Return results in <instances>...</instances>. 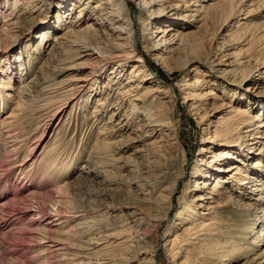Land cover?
I'll use <instances>...</instances> for the list:
<instances>
[{"label":"bare ground","instance_id":"obj_1","mask_svg":"<svg viewBox=\"0 0 264 264\" xmlns=\"http://www.w3.org/2000/svg\"><path fill=\"white\" fill-rule=\"evenodd\" d=\"M15 1L12 12L4 20L6 28L0 31V40L17 37L26 29L38 27L36 23L39 20L35 18L45 8L50 11L55 8L58 13L56 19L48 22V27L40 29L18 53V60L23 63L22 70L17 69V64L13 66L11 60L7 68H2L1 77L7 80L0 85V108L7 104L5 95L11 96V92H5L13 88V79L15 81L17 74L21 78L23 73L30 72L45 48L46 55L38 69L21 82L22 91H19L17 104V109L21 107V115L24 110L29 111L40 102L49 109V103L62 97L61 103L57 101L59 104L54 110L51 109L53 116L57 109L63 113L66 104L73 99L83 97V106H86L95 95L99 97L93 109L95 120L101 122L110 112L76 180L61 184L62 176L74 168L75 161H61L60 148H45L47 150L42 152L39 164L36 163L38 166L34 167L35 161L32 162L33 172L43 171L42 177L47 175L57 181V191L61 193H67V186L71 187L74 182L79 190L84 189L97 177L105 176L110 171L107 168L109 165L136 172L135 178L129 179L126 184L140 188L144 196L124 198L119 203L125 208L121 214L123 227L119 226L121 230L114 229V226L106 228L103 238H109L111 245L118 238L112 242L110 240L117 235L121 237L124 232V236H129L128 240L132 243L136 241V245L130 246L132 253L129 258L133 261L140 257L137 264H157L154 258L159 256L160 251L171 257L172 264H231V261L244 257L245 260L239 264H264V205L259 207L260 204H257L258 201L264 202V175L256 173L258 167L264 166V135L260 134L264 129V113L253 111L259 105L261 109L264 108V101L259 100L264 98V88L254 95V101L248 94L264 83V58L237 56L227 45V37H224L223 45L216 43V46L210 45L208 53L203 51L209 41L215 43L223 37V25L216 29L213 38L209 37V29L216 25V21L224 17L233 26L237 23L247 24L252 12L243 18H238V13L243 12L244 5L258 3V7H261L264 0ZM19 3L24 5L15 13ZM181 20L184 26L179 28L181 23L178 24V21ZM146 54L171 74L178 69L183 74L181 79L175 83L159 81ZM182 55L185 64L181 62L182 66H176L175 62L183 60ZM111 64L114 65L113 69L107 81L101 84L104 72ZM201 65L208 73L222 79L226 84L222 86L223 94L232 97L231 102L217 93L215 82H209L205 72L196 70L195 75L191 76L188 67ZM243 86H246V92L241 93L238 88ZM175 88L182 92L186 111L197 120L202 130L201 151L206 155L195 168L194 176L197 177L190 185L194 191L192 198L187 201V196H180L183 205L176 214V220L168 224L164 241L155 242L149 248L145 233L140 232L148 218L143 206L154 212L159 208L160 200H171L177 193V186L165 185L163 179L158 181L162 183L160 192H155L158 184L146 178L151 171L159 170L161 173L163 167L173 164L175 155L167 147H178L179 150L182 145L179 133L182 119L175 115ZM167 97L171 99L164 100ZM166 101L171 106L166 105ZM6 120L7 117L1 121L6 125ZM33 148V145L29 147ZM130 148H133L130 155L118 157ZM31 153V150H27V155L23 157L25 161ZM151 156L156 158L151 159ZM140 158L147 162H141ZM138 169L142 174L137 173ZM184 177L185 173L180 179ZM110 182L113 183L112 180ZM232 191L242 194L235 197ZM38 194L30 193L28 198L36 199ZM244 195L254 202H241L239 197ZM6 202L0 203L1 210L6 209L9 203ZM63 202L61 199L60 203ZM229 206L237 210L236 227L222 214ZM18 212L20 219L25 216L24 211ZM72 212H79L75 216L79 219L92 217L87 209L78 208ZM15 215L5 216L0 230L14 224ZM101 220L94 221L100 224ZM83 222L74 225L80 235L86 233L81 230L87 227L81 226ZM177 225L182 226V231L170 236ZM110 229H113V233H106ZM250 234H253L251 247L244 244ZM88 244H92L91 241ZM119 244L121 242L116 246ZM151 253L152 258L147 259V254ZM96 256L88 255L87 264H109L110 261H106L108 258Z\"/></svg>","mask_w":264,"mask_h":264},{"label":"rangeland","instance_id":"obj_2","mask_svg":"<svg viewBox=\"0 0 264 264\" xmlns=\"http://www.w3.org/2000/svg\"><path fill=\"white\" fill-rule=\"evenodd\" d=\"M14 2L16 1L0 0V31L6 28L3 23H5L4 20L8 18L6 16L12 12L11 9L14 8ZM23 5V3H19L15 13L19 12ZM258 6V3L251 6L244 5L243 12L241 14L238 13V18H243L244 16H247L248 12H252L247 24L239 25L237 23L233 26L232 22L226 20L224 17H221L216 21V25L211 26V29H209V37L213 38L216 29H219L221 25L224 26L223 37L218 39V42L213 43L211 40L209 41V45L206 43L207 45L204 47L203 51L208 53L210 45L215 44L214 46H216V43L223 45L224 39L227 37L229 38L227 45L232 48L231 51L236 55H252L254 58L263 59L264 38H261V36L264 34V4L261 7ZM49 11V9L45 8L41 13L42 15L40 14L35 18L39 20L36 23L39 25L38 27L31 28L30 30L26 29L21 34H18L17 37L7 38L5 40L2 38V40H0V85L7 80V78L2 79L1 77L2 68H7L8 62L11 60L13 66H16L17 64V69L22 70L23 63L18 60V53L29 44L28 42L30 39L34 37L40 29L48 27V22L56 19L58 13L57 9L53 8L52 11ZM75 12H77L76 9ZM46 15L48 17L44 18ZM45 20L47 22H44ZM178 22V24L181 23L178 27L182 28L181 26H184L182 25L184 21L181 20ZM45 50V48L41 50V54H39L35 64L31 66L33 68L30 72L23 73L21 78L19 77V74H17L15 81L13 79V88L6 90L5 92H11V96L5 95L7 104L4 108H0V203L6 201L9 202L7 207H5V210L3 208L2 210L0 209V223L5 216H14L16 214V222L9 227L0 230V264H87L86 258L88 255H97V258L106 257L108 258L106 261H110L109 264H137L140 257L135 258L133 261L129 258L130 253H132L130 246L136 245V241L135 243H132L128 240L129 236H124V232H122L121 237L117 235V237L110 240L112 242L118 238L116 243L121 242L119 246H116V243L109 245V238H106V236L103 238L106 228H113L114 226V229L121 230L119 226L123 227V223L121 222L123 217L121 214L125 208L121 207L119 203L123 201L124 198L129 197L133 199L134 197L141 198L144 196V193H142L143 191L140 190V188L138 189V187L134 185L129 186L126 184V181L135 178L134 174L136 172L128 171L130 168L115 169L113 168V165H109L107 168H110V171L106 172L105 176L97 177L94 182L88 183L86 185L87 187L82 190H79L77 185H75L76 182H74L71 187L67 186V193L58 192L56 187L57 181L51 180L47 175L42 177V173L44 174L43 171H40L41 173L39 171L37 172V170L33 172V166H38V162L42 157V152H45V150L51 147L55 149L60 148L59 154H61L59 155V158L61 161H67L69 159L75 161L74 168L71 166L72 168H70V171L62 176L63 179L61 184H67L68 182H71V180H76L79 172H81L80 167L90 154L94 140L99 134L100 127L104 126V121L109 119L110 116V112L107 113L105 119L101 122L95 120V117H93V109L99 98L97 95H95L93 99L91 98L92 100L90 99L86 106H83L85 101L83 100V97L80 98L79 96L73 99L72 102L66 104L67 106L63 113L59 111L60 109H57V113L53 116L51 109L54 110L57 104L61 103L60 100L62 97L56 98L59 103L56 100V102L49 103V106H51L49 109L44 107L43 103L40 102L36 103L29 111H27V109L24 110L23 115H21V107H18L17 109L19 91H22L20 88L21 82L35 73V70L38 69V66L42 63L44 56L46 55ZM146 55L149 57L148 63L150 64L152 71L159 78V81H163V83H175L181 79L183 74L178 69L171 74L168 69L156 62L151 55ZM183 55L185 57V53H183ZM16 60L19 62L16 63ZM185 61L186 60L183 58V60H179L178 63L175 62V65L182 66L181 62L184 65ZM113 66L114 65L111 64L107 67L104 72L105 76L101 79V84H104V82L107 81ZM196 70L205 72L206 74L204 75L207 77V80L209 82H215L214 84H216V86H214L216 87L217 93L224 96L222 86L226 84L222 82V79L216 77L217 75L214 73H208V70H205L204 65L199 67H188L191 76L195 75ZM128 72H130V67ZM220 83L222 85H218ZM263 88L264 83H261L259 84V87L257 86L252 90L253 92L248 93L250 99H253L254 101V99H256L254 98V95L262 91ZM175 90V95L177 96V98L175 96L177 99L175 115L182 119V121L179 122L181 123L179 126V133L182 145L181 148L179 147V150L178 147H170V149L167 147L166 149L169 152L171 150L175 155L172 162L173 164L163 167L164 169L162 168L163 172L161 173L159 170L153 169L154 172L152 173L151 171L146 178L151 179L152 183L154 182L153 184H158L157 187H155V192H160V189L162 188H160V186L162 183L159 182L163 179V184L177 186V193L171 199L172 201L158 200L159 208L155 209L156 211L154 212L146 206H143V211L146 218H148L140 232L145 233L149 248H152V246L160 240L161 242L164 241V232L168 224H170L172 220H176V214L183 205V201L179 200L180 196H187V201H190L192 198L194 191L190 185L197 177L194 176L195 168L198 166V162H200V160L206 155V152L204 154L201 151L202 130L199 127L197 120L186 111L182 92L178 91L177 88H175ZM245 90L246 86L238 88V91L241 93L246 92ZM169 98L171 99V97H167L164 100ZM224 98H226L227 102L232 101V97L230 96L225 95ZM77 100L79 102L76 104V107L72 108ZM259 100L264 101V98L262 97ZM166 105L171 106L169 101H166ZM246 107H248V105ZM261 107L262 106L259 105L256 109H253L254 113L258 112L263 114L264 108L261 109ZM109 111H111V109ZM5 117H7L6 125L1 121ZM263 133L264 129L261 130L260 134L264 135ZM32 145L34 146L33 150L29 149ZM133 148L125 150L124 153H121L118 157L122 156V154L130 155ZM27 150H31L32 153L30 154L29 159H26L25 161L23 157L24 155H27ZM8 157L13 158L14 160ZM154 157L156 158V156ZM154 157L151 156V159ZM33 161H35V165L32 166L31 164ZM140 161L144 162L146 159L143 160V158H140ZM231 162L234 161H229V163ZM25 163V167L22 168L21 166ZM36 163L38 164L36 165ZM263 169L264 166L258 167L256 173H260L263 176ZM139 172L140 170L137 173ZM184 173L185 177L180 179L181 175ZM139 174H142V171ZM157 174H159V177ZM109 175L111 177H109ZM108 179L110 181L112 180L113 183ZM105 188L106 190H103ZM34 191L39 193L38 198L29 199L28 197H30V193H35ZM231 193H234L235 197L237 194H242L241 192L234 191ZM244 196L239 197L241 202H254L253 200L246 198V195ZM17 197H19L18 200H16ZM61 199L64 201L63 204L60 203ZM257 204H260V207L264 205V202L258 201ZM106 206H110V208ZM160 206L162 207L161 209ZM77 207L79 209H87L90 211L88 213L89 216L92 217H86L84 219L75 217L79 212L75 213L72 211L78 209ZM228 208L229 209L223 211L222 214L226 219H229V223L233 222V226L236 227L238 223L237 210L231 206ZM18 211H24L25 216L20 219L18 215L20 213ZM154 214L156 215L155 217H153ZM31 217L34 218V221ZM93 219L96 221L100 219L102 220L100 224H98ZM83 221H87L89 224L87 225V223H84ZM80 222H83L81 226L86 227L87 225L86 228L81 229L86 233L81 235L79 234V230H76L74 227V225ZM175 228L176 229L172 231L170 236L182 231V226L180 225H177ZM112 230L113 229H110L109 232L106 233H113ZM28 232H31V234H28ZM127 234L129 233L127 232ZM252 240L253 234H250L248 240L245 241L244 244H249V247H251L252 245H250V242ZM88 241H91L92 244H88ZM159 253V256L157 255L154 258L157 264H172V259L169 255L162 251ZM119 254H122V256L120 257ZM144 256L146 255H143L142 257ZM150 258H152V253L147 254V259ZM244 260L245 257L239 258V261H231V264H239ZM209 264L216 263L212 262Z\"/></svg>","mask_w":264,"mask_h":264}]
</instances>
